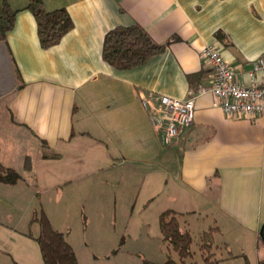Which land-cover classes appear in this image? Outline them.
<instances>
[{
    "label": "crops",
    "instance_id": "1",
    "mask_svg": "<svg viewBox=\"0 0 264 264\" xmlns=\"http://www.w3.org/2000/svg\"><path fill=\"white\" fill-rule=\"evenodd\" d=\"M40 1L46 11L65 8L73 23L46 50L28 0H0L17 11L13 29L0 41V102L14 137L32 145L38 159L26 154L23 165L29 157L30 171L23 168L15 185L0 189L63 200L74 191L90 197L102 190L98 186L119 193L134 188L143 205L153 204L157 222L164 210L181 214L194 246L203 231L217 227L219 261L230 259L224 245L233 256L248 258L244 246L259 252L264 115L227 117L204 93L194 101L191 126L176 143L162 146L140 98L150 95L156 106V95L185 99L189 91L209 89L213 71L200 56L207 45L219 49L240 84L251 85L250 62L264 55V0ZM133 25L164 50L141 66L115 69L102 60L104 36ZM260 79L257 73L255 82ZM43 144L58 157L42 158ZM104 170L106 176H99ZM137 176L145 177L141 185ZM146 223L121 225L139 232Z\"/></svg>",
    "mask_w": 264,
    "mask_h": 264
},
{
    "label": "rangeland",
    "instance_id": "2",
    "mask_svg": "<svg viewBox=\"0 0 264 264\" xmlns=\"http://www.w3.org/2000/svg\"><path fill=\"white\" fill-rule=\"evenodd\" d=\"M13 132L5 103L0 102V164L25 175L24 156L30 154L32 161L35 159L37 163V151L25 143L23 137H14ZM99 176L105 177V170ZM143 178L137 176V184L141 185ZM0 186L9 189L5 184ZM98 187L102 190L90 197L74 191L63 200L49 193L40 199L25 192L16 195L0 189V264H43L38 246L30 236L38 232L37 224L31 223V219L33 212L39 209L44 210L56 230L64 233L79 264H142L143 259L162 263L168 255L178 262L177 255L168 251L160 239L158 222L152 218L153 204L143 205L138 189L119 193ZM90 202L92 204L87 207ZM124 220L132 224L142 220L147 223L137 232L136 226L125 229L121 225ZM258 245L259 252L249 246L243 247L251 264L264 259L261 257L264 237L261 236ZM192 249L196 250L192 262L202 264L196 246L192 245ZM215 264H244V259L238 255L228 262Z\"/></svg>",
    "mask_w": 264,
    "mask_h": 264
},
{
    "label": "trees",
    "instance_id": "3",
    "mask_svg": "<svg viewBox=\"0 0 264 264\" xmlns=\"http://www.w3.org/2000/svg\"><path fill=\"white\" fill-rule=\"evenodd\" d=\"M26 9L32 14L38 42L43 50L57 45L62 37L72 29L73 23L65 8L46 11L40 0H28ZM16 13L17 11L12 10L6 2L0 5V41H3L7 33L13 29ZM163 50L164 45L154 42L143 28L137 25L118 26L105 34L101 56L102 60L111 67L118 70H129L145 64L150 58ZM46 148L47 146L43 144L42 158L58 157L56 154L48 153ZM23 168L25 171H30L31 162L29 157H25ZM20 178L16 170L0 164V183L13 186ZM36 197H39L38 193ZM180 215L167 209L160 212L158 216L160 239L166 244L168 251H172L177 255L178 262L168 255L162 263H154L143 259L142 264H198L195 261L192 262L194 257L192 245L194 241L189 230L181 227ZM31 223H36L38 226L37 234L30 236L38 246L43 264H79L75 252L64 233L53 228L43 209L33 212ZM218 232L217 227H209L199 235L196 246L202 264L219 262L214 253V235ZM262 237H264V229ZM224 248L227 256L233 258L234 256L227 249V245H224ZM240 256L243 257L244 264H251L245 255ZM255 264H264V259Z\"/></svg>",
    "mask_w": 264,
    "mask_h": 264
},
{
    "label": "built area",
    "instance_id": "4",
    "mask_svg": "<svg viewBox=\"0 0 264 264\" xmlns=\"http://www.w3.org/2000/svg\"><path fill=\"white\" fill-rule=\"evenodd\" d=\"M200 56L213 71L209 89L201 88L197 93L189 91L185 99L156 95V106L150 103V95L140 98L162 146L176 143L191 126L194 101L204 93L212 95L214 106L220 108L227 117L251 118L264 115V55L250 62V77L254 82L248 86L238 82L235 72L215 45L204 46ZM257 73L261 75L259 82L254 80Z\"/></svg>",
    "mask_w": 264,
    "mask_h": 264
}]
</instances>
